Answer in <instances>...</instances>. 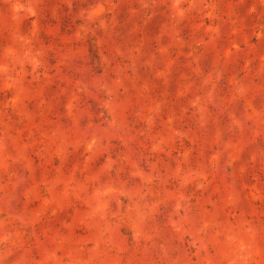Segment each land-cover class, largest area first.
<instances>
[{
  "label": "rangeland",
  "instance_id": "rangeland-1",
  "mask_svg": "<svg viewBox=\"0 0 264 264\" xmlns=\"http://www.w3.org/2000/svg\"><path fill=\"white\" fill-rule=\"evenodd\" d=\"M0 264H264V0H0Z\"/></svg>",
  "mask_w": 264,
  "mask_h": 264
}]
</instances>
